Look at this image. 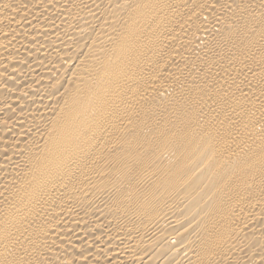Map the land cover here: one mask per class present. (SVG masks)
<instances>
[{
    "label": "bare ground",
    "instance_id": "1",
    "mask_svg": "<svg viewBox=\"0 0 264 264\" xmlns=\"http://www.w3.org/2000/svg\"><path fill=\"white\" fill-rule=\"evenodd\" d=\"M0 264H264V0H0Z\"/></svg>",
    "mask_w": 264,
    "mask_h": 264
}]
</instances>
